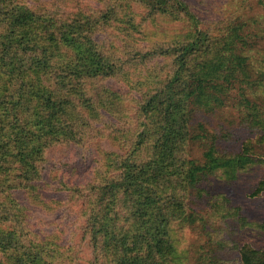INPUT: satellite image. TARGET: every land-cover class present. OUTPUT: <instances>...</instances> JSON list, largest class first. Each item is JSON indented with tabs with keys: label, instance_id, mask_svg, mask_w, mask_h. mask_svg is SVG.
I'll list each match as a JSON object with an SVG mask.
<instances>
[{
	"label": "trees",
	"instance_id": "1",
	"mask_svg": "<svg viewBox=\"0 0 264 264\" xmlns=\"http://www.w3.org/2000/svg\"><path fill=\"white\" fill-rule=\"evenodd\" d=\"M157 18L187 30L145 43L144 28ZM240 23L205 29L187 0H0V264H85L75 232L46 230L18 190L81 203L86 264H186L173 228L195 220L189 193L264 163L251 139L238 153H220L196 121L239 90L264 143V113L247 94L259 83L246 52L256 34ZM111 79L129 91L111 88ZM197 142L206 147L202 159L191 158ZM63 149L69 160L58 165L50 154ZM263 189L264 180L254 194ZM254 225L264 232V222ZM236 248L242 264H264V248Z\"/></svg>",
	"mask_w": 264,
	"mask_h": 264
},
{
	"label": "rangeland",
	"instance_id": "2",
	"mask_svg": "<svg viewBox=\"0 0 264 264\" xmlns=\"http://www.w3.org/2000/svg\"><path fill=\"white\" fill-rule=\"evenodd\" d=\"M187 1L201 19V26L205 29L219 32L224 26H232L241 21L256 34L254 39L250 38L254 42L253 49L246 52L251 57L252 78L259 79V83L255 88H248L247 94L254 103L257 102L261 106L260 111L264 113V0ZM186 30V24L179 20L157 18L156 22H150L145 26L147 39L144 42L170 40ZM136 76L137 71L133 78ZM108 85L115 90L129 91L127 85L116 79L109 80ZM249 113L250 109L243 104L239 90H235L225 106L214 112H198L196 121L202 122L205 129L212 134L211 137L216 139V147L220 153H238L242 150L244 142L251 139L255 142V152L264 155V143L256 141L260 133H263L262 129L251 127L248 121ZM98 143L103 149H114L107 140H98L94 146ZM205 150L204 143H195L190 148L191 158L202 159ZM70 152V149L55 150L50 154V158H54L56 163L61 165L63 160H69ZM69 177L76 178V174ZM263 180L264 163L258 162L241 173L233 183L229 184L218 176L211 177L209 181H203L200 185L207 192L189 193L186 209L188 213H194L195 220L182 224L175 223L173 228L178 254L186 264H210L219 259L223 264H242L236 247L250 243L256 248H264V232L254 225L264 222V189L254 194ZM15 197L31 209L35 217L45 220L46 230H52L54 225L60 228L67 225L72 233L75 232V240L82 246V261L87 263L90 252L82 233L84 223L77 209L81 203L76 204L78 202L76 200L68 201V195L63 192L45 193L44 201L28 196L21 190L15 192ZM225 197L229 202L223 199ZM219 201L224 202L223 206ZM68 205L74 206L75 214L72 213L71 216V213L67 214ZM218 207L227 212H218ZM237 208L250 222L249 225L243 226L240 218L234 215ZM55 220L56 222L52 224Z\"/></svg>",
	"mask_w": 264,
	"mask_h": 264
}]
</instances>
